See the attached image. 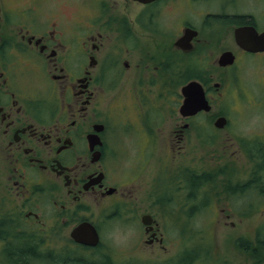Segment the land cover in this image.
<instances>
[{
	"label": "flooded vegetation",
	"instance_id": "obj_1",
	"mask_svg": "<svg viewBox=\"0 0 264 264\" xmlns=\"http://www.w3.org/2000/svg\"><path fill=\"white\" fill-rule=\"evenodd\" d=\"M233 1L0 0L2 261L28 243L66 264H264V165L250 166L264 141L250 142L222 110L250 98L242 57L264 59L236 30L264 26ZM191 81L210 108L184 115ZM207 147L247 165L207 166ZM257 208L258 229L235 230ZM84 222L95 244L71 236Z\"/></svg>",
	"mask_w": 264,
	"mask_h": 264
},
{
	"label": "rangeland",
	"instance_id": "obj_2",
	"mask_svg": "<svg viewBox=\"0 0 264 264\" xmlns=\"http://www.w3.org/2000/svg\"><path fill=\"white\" fill-rule=\"evenodd\" d=\"M209 6L217 7L219 6V2L211 1L209 2ZM193 7L195 8L194 5ZM230 8H233V9L237 8L238 10L239 9L250 10V13H252L257 18V20L261 22L260 25L264 26L263 24L264 21L260 20L262 17H264V0H234L233 4L230 5ZM177 10L178 9L175 7V8L165 10V12L168 11V13L170 12L171 14H176L178 12ZM181 16H185L186 18L191 19V13L187 12V10H184V11L182 10ZM242 60H243V72L241 76V81H242L243 87L250 94V98H248L245 95L244 102L246 101L247 103L245 106L239 109H234V106H233L234 102H231V103L228 102L227 103L228 110L225 106L222 107V110H224V113L226 112L227 115H228L227 112H229V115L232 120V128L234 130L242 133L243 135H247L249 134L248 132H250V142H252L253 140L254 142L264 141V59L260 55L254 56V55L246 54L242 57ZM248 101L250 103H248ZM160 117H161V112L154 111V118L159 120ZM168 123L169 122L166 121L165 123L162 124L161 131H160L161 136H164L168 133L167 132ZM135 132L136 134H139L141 133V130L138 129L137 131L135 130ZM119 138H121V134H119ZM235 140L236 139H234L233 141ZM163 141H166V140H163ZM132 142L134 144H137V142L133 139H132ZM209 148L211 147H207L205 151V157L209 162L207 166H213V165L244 166V165H247L246 159L244 158L238 159L236 158L235 155L233 158H230L231 157L230 154H227V156H224L223 154L221 155H217L215 153L213 154V152H211V149ZM238 157H241V155H239ZM165 160H168L166 158V154L162 152L160 149L159 158H158V169H160L159 172H161L162 170L160 167L165 165ZM172 162L174 165H177L178 163H180V160L172 159ZM253 163L254 161L250 158V166H253ZM171 171L172 169L170 168V172ZM169 182H170L169 174L165 172L159 174V187H160L161 192H163V189H166L164 190V192L165 191L167 193L169 192V188H170L168 185ZM259 209L260 208H257L255 210L254 213L256 214L253 217H250V221H247L241 225H238V227L235 230H240V229L243 230L249 224H250V229L257 230L258 226L257 227L255 226V223L257 222L253 223L252 221H254V219L258 220L259 218H261L259 214ZM208 212L209 211L206 210V214ZM207 218H209V216H207ZM211 226H212V223H206V227L203 230V232L207 234V237H208ZM214 229L219 230L220 225L215 226ZM1 252L2 251H0V264H5L1 259Z\"/></svg>",
	"mask_w": 264,
	"mask_h": 264
},
{
	"label": "water",
	"instance_id": "obj_3",
	"mask_svg": "<svg viewBox=\"0 0 264 264\" xmlns=\"http://www.w3.org/2000/svg\"><path fill=\"white\" fill-rule=\"evenodd\" d=\"M148 2L151 0H140ZM188 32V31H187ZM250 33V36H249ZM248 36L250 38H248ZM188 37L184 35L179 42L186 40ZM236 38L241 46L250 51H262L264 50V31L258 33L254 26L243 27L236 30ZM178 42V44H179ZM234 60V55L231 51L224 52L220 57L222 64H230ZM186 97L183 105L181 106V113L184 115L193 114L200 109L208 110L210 108L207 99L204 95V90L200 83L197 81H191L183 89ZM225 117H220L217 120L219 126H223L225 123ZM71 236L78 242L84 244H95L98 239L96 228L89 222H84L76 226Z\"/></svg>",
	"mask_w": 264,
	"mask_h": 264
},
{
	"label": "trees",
	"instance_id": "obj_4",
	"mask_svg": "<svg viewBox=\"0 0 264 264\" xmlns=\"http://www.w3.org/2000/svg\"><path fill=\"white\" fill-rule=\"evenodd\" d=\"M262 156L259 158L255 157V166L264 165V156ZM4 251H6L5 261L7 264H66L65 260L60 257L55 259H40V255L36 251V247L29 245L28 243H16L15 245H11V247L3 250V252Z\"/></svg>",
	"mask_w": 264,
	"mask_h": 264
}]
</instances>
